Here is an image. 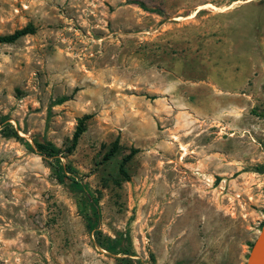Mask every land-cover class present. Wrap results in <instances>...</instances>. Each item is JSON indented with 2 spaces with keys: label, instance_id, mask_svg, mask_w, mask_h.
<instances>
[{
  "label": "rangeland",
  "instance_id": "1",
  "mask_svg": "<svg viewBox=\"0 0 264 264\" xmlns=\"http://www.w3.org/2000/svg\"><path fill=\"white\" fill-rule=\"evenodd\" d=\"M28 24L0 43V264H121L95 231L128 236L136 264H246L264 224V0H0V35ZM85 114L63 158L83 192L1 131L64 148Z\"/></svg>",
  "mask_w": 264,
  "mask_h": 264
},
{
  "label": "trees",
  "instance_id": "2",
  "mask_svg": "<svg viewBox=\"0 0 264 264\" xmlns=\"http://www.w3.org/2000/svg\"><path fill=\"white\" fill-rule=\"evenodd\" d=\"M35 32L36 27L33 24H28L27 26L17 29L13 33L0 35V43H15L22 37L34 34ZM69 98L70 97L68 96L59 97L53 101V104H62ZM259 115L264 118V113H260ZM90 118L91 114H85L84 116L79 118L73 136L68 139L64 148L59 147L54 142L47 139H37L35 140L34 144H32L29 141H26L22 136H20L18 131H15L13 129V126L10 125L9 122L6 124L7 126L1 129V131L3 134H5V136H12L20 140L28 149H30L31 151H35L40 156H42V158L48 162L49 166L51 167L52 173L54 174L58 182L68 185L75 192H83L85 189L82 183L78 180V170L72 164V162L64 161L63 158L68 157L75 151L79 144L80 138L87 130L88 120ZM5 120L6 117H3L1 119L0 126L1 124H4L3 122H5ZM120 151V139L116 138L109 146V149L104 153L102 160L105 162L111 160L116 155L120 154ZM138 151V148L133 147L131 148L129 153L122 156L118 165V172L121 176L120 178H130L128 165ZM257 171L263 173L264 165L258 167ZM95 200L96 202L92 204L93 215L97 214L96 203L98 201V197H96ZM93 215L86 214L89 232H93L96 230V224L94 221L95 217ZM95 233L97 235V242L100 246L104 247L113 254H121L123 256L118 258L121 264H136V259L132 258V256L135 254L130 247V238L128 236H119L112 238L110 236L103 235L101 231H95Z\"/></svg>",
  "mask_w": 264,
  "mask_h": 264
},
{
  "label": "water",
  "instance_id": "3",
  "mask_svg": "<svg viewBox=\"0 0 264 264\" xmlns=\"http://www.w3.org/2000/svg\"><path fill=\"white\" fill-rule=\"evenodd\" d=\"M246 264H264V224L254 241Z\"/></svg>",
  "mask_w": 264,
  "mask_h": 264
}]
</instances>
